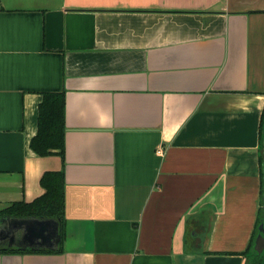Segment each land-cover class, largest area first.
Returning a JSON list of instances; mask_svg holds the SVG:
<instances>
[{
	"label": "crops",
	"instance_id": "obj_1",
	"mask_svg": "<svg viewBox=\"0 0 264 264\" xmlns=\"http://www.w3.org/2000/svg\"><path fill=\"white\" fill-rule=\"evenodd\" d=\"M263 107L264 0H0V264H245ZM48 173L60 221L1 212Z\"/></svg>",
	"mask_w": 264,
	"mask_h": 264
},
{
	"label": "trees",
	"instance_id": "obj_2",
	"mask_svg": "<svg viewBox=\"0 0 264 264\" xmlns=\"http://www.w3.org/2000/svg\"><path fill=\"white\" fill-rule=\"evenodd\" d=\"M63 111L64 97L62 93H45L39 105L38 131L32 138L31 149L40 156L50 154H62L63 152ZM260 150L262 162V195L254 227V234L246 250L245 264H264V251L258 254L253 249L254 239L258 233V225L264 222V107L259 121ZM41 184L45 189L44 195L34 205H25L21 202H13L6 207L3 213L14 215L30 213L40 217H53L61 220L62 217V186L59 173L44 174Z\"/></svg>",
	"mask_w": 264,
	"mask_h": 264
},
{
	"label": "water",
	"instance_id": "obj_3",
	"mask_svg": "<svg viewBox=\"0 0 264 264\" xmlns=\"http://www.w3.org/2000/svg\"><path fill=\"white\" fill-rule=\"evenodd\" d=\"M253 249L258 254L264 251V222L258 225V233L254 239Z\"/></svg>",
	"mask_w": 264,
	"mask_h": 264
},
{
	"label": "built area",
	"instance_id": "obj_4",
	"mask_svg": "<svg viewBox=\"0 0 264 264\" xmlns=\"http://www.w3.org/2000/svg\"><path fill=\"white\" fill-rule=\"evenodd\" d=\"M157 152H160V151H157Z\"/></svg>",
	"mask_w": 264,
	"mask_h": 264
}]
</instances>
